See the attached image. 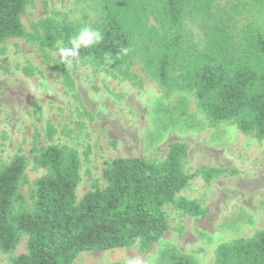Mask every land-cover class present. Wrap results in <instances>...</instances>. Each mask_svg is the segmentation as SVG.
<instances>
[{
    "label": "trees",
    "instance_id": "obj_1",
    "mask_svg": "<svg viewBox=\"0 0 264 264\" xmlns=\"http://www.w3.org/2000/svg\"><path fill=\"white\" fill-rule=\"evenodd\" d=\"M31 1L0 0V44L25 38L38 46L44 64L54 63L52 52L71 48L69 41L78 36L82 25L58 14L59 18L41 19L28 32L22 16ZM222 2L95 0L92 29L101 31L104 39L90 48L81 46L79 55L67 60L142 86L143 81L133 73L139 65L145 77L156 82L163 98L193 95L197 111L210 127L229 123L244 135L263 141L264 0ZM188 22L200 30L202 45L195 42ZM122 48L130 50L127 55ZM105 54L111 55V63H106ZM53 68L62 74L63 85L74 92L71 73L57 63ZM24 72L34 74L31 68ZM188 107L183 97L170 107L161 105L152 139L172 130H198L201 123ZM80 109L93 121L83 104ZM57 133L49 124L45 140L51 144L31 150L34 166L46 174L33 183L30 199L21 191L28 183L30 162L22 148L0 167V253L11 255L28 238L27 253L12 258L10 264H74L85 252L133 246L147 251L170 229L167 206L186 216L207 214L198 201L179 196L192 178L184 168L188 158L185 143L172 142L160 163L140 157L107 161L103 170L106 187L94 182L79 200L81 156L74 148L53 144ZM197 173L210 183L227 172L202 167ZM156 264L197 263L167 245ZM215 264H264V229L220 244Z\"/></svg>",
    "mask_w": 264,
    "mask_h": 264
},
{
    "label": "rangeland",
    "instance_id": "obj_2",
    "mask_svg": "<svg viewBox=\"0 0 264 264\" xmlns=\"http://www.w3.org/2000/svg\"><path fill=\"white\" fill-rule=\"evenodd\" d=\"M94 2L32 0L22 22L30 32L41 19L63 14L71 22L81 23L82 29H92L96 22ZM187 25L195 42L202 45L200 30L189 22ZM61 49L52 52L54 63L44 64L38 46L25 38L0 44V167L22 148L30 161L28 183L22 186V193L30 199L33 183L46 174L34 166L31 150L51 144L45 140V131L53 124L58 130L53 144L66 145L80 153L79 200L94 182L102 189L106 187L103 170L107 161L140 157L160 163L172 142H183L188 146L184 168L192 178L179 196L198 201L207 210L204 216L191 217L169 205L165 211L170 229L147 251L133 246L85 252L74 264H156L167 245L177 247L197 264H215L220 244L251 237L264 229V140L246 136L229 123L210 127L197 111L193 95L163 98L156 82L147 79L139 65L134 66L133 73L143 81L142 86L113 78L90 65H74L61 54ZM55 63L71 73L74 92L63 85L62 74L53 68ZM26 68L33 69L34 74L27 75ZM74 95L93 115V121L83 115L82 104ZM179 97L186 99L189 112L198 117L201 127L172 130L152 139L158 108L170 107ZM202 167L227 173L206 183L197 173ZM27 239L24 237L11 255L0 253V264H10L12 258L26 254Z\"/></svg>",
    "mask_w": 264,
    "mask_h": 264
},
{
    "label": "clouds",
    "instance_id": "obj_3",
    "mask_svg": "<svg viewBox=\"0 0 264 264\" xmlns=\"http://www.w3.org/2000/svg\"><path fill=\"white\" fill-rule=\"evenodd\" d=\"M104 39L103 33L99 30H93L88 27L83 28L77 37L71 39L69 43L71 48L64 47L61 49V54L64 57H75L79 55V50L81 46L85 48H90L93 45L99 44ZM130 50L128 48H122L121 52L125 55L128 54ZM106 63H111V55L105 54Z\"/></svg>",
    "mask_w": 264,
    "mask_h": 264
}]
</instances>
